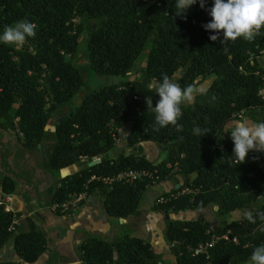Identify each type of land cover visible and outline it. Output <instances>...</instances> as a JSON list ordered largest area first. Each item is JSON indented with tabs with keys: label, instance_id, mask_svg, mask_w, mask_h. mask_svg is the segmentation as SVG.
<instances>
[{
	"label": "trees",
	"instance_id": "trees-1",
	"mask_svg": "<svg viewBox=\"0 0 264 264\" xmlns=\"http://www.w3.org/2000/svg\"><path fill=\"white\" fill-rule=\"evenodd\" d=\"M175 2L0 0V34L5 26L21 20L36 25V36L29 38L22 49L0 43V129L12 130L24 151L41 152L42 161L36 166L54 178L49 206L57 205L55 215L73 214L75 211H63L61 204L85 192L101 198L111 219L138 216L147 189L144 182L109 187L91 177L147 169L158 172L162 181L173 173L166 163L177 162L175 172L184 182L170 192L177 193L184 186L194 192L154 204L153 209L175 213L213 205L221 224L212 229L202 216L193 220L164 216L162 233L171 246L173 264H241L249 260L255 247L264 244V231L260 230L264 222L256 215L264 212V173L259 160L253 159L255 152L249 153L245 163L233 165L230 156L234 145L231 136L225 137L222 132L234 120L233 114L240 111L253 122L264 121V95L259 94L264 89V29L252 42L238 38L235 43L222 45L209 39L217 33L203 27L211 20L207 9L213 6V0H206L204 9L198 0L183 17H175ZM83 34L89 67L98 75L120 77V81L91 90L65 112L83 84L81 68L75 63ZM164 74L170 79L176 75L182 89H195L198 78L210 77L209 85L181 106V130L171 125L154 130L155 114L147 108V97L156 106L159 95L155 86L162 83ZM54 115L56 123L49 131L47 125ZM129 123L124 145L131 152L111 156L117 144L112 135L119 138ZM195 127L208 134L194 135ZM145 142L165 147V157L153 162L141 156V144ZM69 166H76L77 171L61 176L60 171ZM18 181L23 183L20 198L26 205L29 196L25 191H37L32 177L20 179L5 172L0 188L10 195ZM4 207L1 202L0 249L13 242L21 261L36 262L46 250L45 231L25 211H6ZM244 209L256 216L255 224L244 215L227 218ZM22 216L25 229L16 223ZM225 233L228 239L216 240L208 258L193 255L199 244ZM77 251L84 264H159L154 247L137 234L112 242L90 235Z\"/></svg>",
	"mask_w": 264,
	"mask_h": 264
},
{
	"label": "crops",
	"instance_id": "crops-1",
	"mask_svg": "<svg viewBox=\"0 0 264 264\" xmlns=\"http://www.w3.org/2000/svg\"><path fill=\"white\" fill-rule=\"evenodd\" d=\"M261 59L264 63V56ZM198 80L200 79H197V81ZM208 85L209 83L203 88H197V91L204 90ZM245 119H247L249 122H253V120L250 118ZM235 122L236 121L232 120L225 125L222 132L223 136H231L230 131L232 130ZM129 126L130 123L121 132L119 137L120 142L117 143L114 149L111 151V156H117L120 153L131 152V149L124 145V137L129 129ZM10 131L11 133L8 132V130L0 129V177L5 172L10 173L11 175L17 174L19 175L20 179H23L24 177H31L29 175L22 176L21 172L15 170L12 166L13 163L10 162V159L12 161H14V159H19L22 163L23 159L26 158L23 154L27 152L24 151L22 147H20V149H15L11 145L12 143L9 139L12 137L15 138V136L14 132L12 130ZM6 136L7 138H5ZM8 136L10 137L8 138ZM1 142L8 147L11 145L9 148L10 150L5 155L2 153L4 150L1 149ZM148 144L151 148H154L152 146L156 147V145L152 142H145L141 144L140 150H143L141 156L153 162H159L165 157L166 148H161L160 146V151L157 149V153L154 152V155L147 156L144 149L149 147ZM119 147H123V149L120 152H117L116 149ZM259 154H261L262 158L264 159V152ZM1 156L5 158L6 166H4V168ZM75 171H77L76 166H69L65 169H62L60 171V175H68L74 173ZM45 175L51 180V182L48 181V185L46 187L47 189L43 188L44 181L39 183L36 179H33V182L37 187L38 194L43 196L44 191H46L48 199H36L34 196L28 195V203L25 205L23 199L20 198L21 194L24 192L23 183L20 181L16 182L14 191L10 195L4 194L0 188V201L6 204L8 210L13 212L25 211L26 216L30 217L37 226L41 227L45 231L47 235V246L45 252L36 262L25 263L21 261L15 253L13 242H10L0 249V262L14 261L20 262L21 264H84L78 259L77 247L90 235H96L108 242H112L116 238L124 235L137 234L140 236H145L146 240L149 241V243L154 247L159 264H173L175 259L171 254V246L164 240L162 233V218L164 216L166 218L177 220H193L197 219L199 216H202L203 220L210 223L212 229L219 228L221 224V219L217 215V212H209L208 206L199 210L179 211L185 213L184 217L180 219L175 218L176 212L161 213L153 209L157 196L162 193L169 192L174 188H178L183 184L184 178L178 172L173 173L165 180H160L156 183L162 184L163 190L154 196L153 204L150 207L151 209L149 208L150 210L145 213L140 208V214L138 216H130L128 218L119 220L110 218V216L104 210L101 198L97 195L87 196V198L84 199V203L71 215H55L49 206L50 192L52 191V188L55 184L54 178L48 174ZM154 185H150L146 188L149 189ZM30 192L34 194V191ZM227 218H233V213L229 214ZM46 221L49 223L45 224L44 222ZM16 223L24 229L27 226L24 216L20 217Z\"/></svg>",
	"mask_w": 264,
	"mask_h": 264
},
{
	"label": "clouds",
	"instance_id": "clouds-1",
	"mask_svg": "<svg viewBox=\"0 0 264 264\" xmlns=\"http://www.w3.org/2000/svg\"><path fill=\"white\" fill-rule=\"evenodd\" d=\"M197 2L198 0H176L175 17H183V14ZM199 4L204 9L206 0H199ZM207 11L211 20L203 27L205 30L217 33L211 35L209 39L214 42L220 41L222 45L235 43L238 38L252 42L264 29V0H213V6ZM221 33L222 39H220ZM35 36V23L21 20L14 25L5 26L0 34V43L20 50L27 44L29 38ZM155 92L159 95L155 107L152 106V98H146L148 110L155 114L154 130L159 131L160 128L170 125L181 130V126L178 125V120L182 116L181 106L187 105L192 100L191 86L182 89L178 83L164 74L162 83H157L155 86ZM230 133L234 145L233 155L230 156L233 165L245 163L250 152H264V121L249 122L247 119L237 121ZM193 134L203 137L208 133L207 130L195 127ZM256 215L264 222V212ZM244 216L250 223H256V216L252 211L245 212ZM260 230L264 231V224ZM247 264H264V244L254 248Z\"/></svg>",
	"mask_w": 264,
	"mask_h": 264
},
{
	"label": "rangeland",
	"instance_id": "rangeland-1",
	"mask_svg": "<svg viewBox=\"0 0 264 264\" xmlns=\"http://www.w3.org/2000/svg\"><path fill=\"white\" fill-rule=\"evenodd\" d=\"M194 5L191 6L186 12H191L193 9ZM78 47H77V58H76V65L79 66L81 68V73H82V78H83V84L81 86V88L79 89V92L73 96V98L71 99V101L69 102L68 106L65 108V112L72 109L74 106H76L77 104H79L82 100V97L90 92L91 90H94L102 85L105 84H113V83H117L120 81V77H112V76H102V75H98L95 73L94 69L89 67L88 63H89V59L87 58V53H86V35H81L79 37L78 40ZM139 66H143L142 64H138ZM176 75L171 79L173 82H176ZM200 80L196 81V87H195V91L191 93V95L193 96V94L197 91V88H203L206 84L209 83V79L205 78V79H201L198 78ZM56 119H57V115H54L50 120L49 123L47 125V129L49 131L54 129L55 123H56ZM249 119V118H248ZM251 119V118H250ZM234 121H238V120H234ZM8 132L11 133L10 130H8ZM9 135V134H8ZM10 136H8L9 138ZM7 138V136L5 137ZM122 139V138H121ZM11 141V145L15 148V149H20V147H22L20 141L18 142V140H15L14 137L9 139ZM120 142V138L118 140V143ZM9 147L5 144H3L1 142V149L4 150V155L10 150V146ZM147 145V144H146ZM156 145V144H155ZM149 146V144H148ZM150 147V146H149ZM146 147L144 149L145 153L147 156H151L154 155V152H158V150L160 151V148L158 145L152 146L154 148H149ZM123 149V147H119L116 149L117 152H120ZM158 149V150H157ZM143 152V150L141 151V153ZM160 153V152H159ZM26 158L23 159V162L21 163V161L19 159L12 161L10 159V162L13 163V167L15 170L20 171L21 175H29L31 176L33 179H36L37 182L41 183L43 182L44 189H47V185H48V181L51 182L50 178H48V176H46L45 174L42 173V170L40 168H38L36 165L37 163L42 161V154L40 151L37 150H31V151H27L25 154H23ZM5 160V159H4ZM16 162V163H15ZM3 164H6L5 161H2ZM1 163V164H2ZM11 166V167H12ZM173 173H177L175 171H172ZM172 173V174H173ZM161 190H163V186L162 184H156L154 186H152L149 189H146L145 192L143 193V197H142V201L140 204V208L143 212H147L148 210H150L152 204H153V200H154V196L156 194H158ZM50 192V191H49ZM48 192V193H49ZM26 194L30 195V196H34L36 199H48V196L46 194V191H44L43 196H41L40 194H38V190L34 192V194H32L30 191H25ZM51 193V192H50ZM46 194V195H45ZM33 197V198H34ZM150 208V209H149ZM216 206L213 205H209L208 206V211H214L216 213ZM53 211V210H52ZM246 212V210H237L235 212H233V218H238L242 215H244V213ZM162 213V212H161ZM163 215V214H162ZM185 215V213L183 212H176L175 213V218H183ZM45 224L49 223L48 221L44 222ZM248 261L241 263V264H247Z\"/></svg>",
	"mask_w": 264,
	"mask_h": 264
},
{
	"label": "built area",
	"instance_id": "built-area-1",
	"mask_svg": "<svg viewBox=\"0 0 264 264\" xmlns=\"http://www.w3.org/2000/svg\"><path fill=\"white\" fill-rule=\"evenodd\" d=\"M73 22H77L78 19L72 20ZM264 47V46H263ZM263 56H264V49H263ZM250 63L252 64V54H250ZM260 95H264V89L259 90ZM137 98V97H135ZM247 118V114L244 111L237 112L233 114V119L241 121L243 119ZM116 143H118L119 138H117L114 134L112 135ZM255 156L260 162L261 171L264 173V159L262 157H258V154L255 153ZM166 168H172V171H176L178 169V163L175 162L173 164L166 163ZM92 179H96L98 181H101L102 183L106 184L109 187H113L116 184H122V185H136L139 182H144L145 187H148L150 185H154L157 182L161 180V175L156 171H150L147 169H127L124 171H121L117 174H114L112 176L107 177H96L92 176ZM194 192V190L190 186H184L181 188V190L177 193L168 192L167 195H159L155 199V204H165L173 199H176L179 196L186 195L189 193ZM87 198V195L85 192L79 193L76 195H73L69 200L65 201L63 204H61V209L63 211H75L79 207V202L81 200H84ZM2 201H0L1 203ZM57 205H54L51 207V209L54 211ZM4 209L6 211H9L8 208L5 207ZM218 239H228V235L225 233L221 236H215L213 235L211 237V240L206 243L199 244L194 250L193 255H204L206 258L209 256V248H211L214 244V242ZM233 241H236V238L232 239Z\"/></svg>",
	"mask_w": 264,
	"mask_h": 264
},
{
	"label": "water",
	"instance_id": "water-1",
	"mask_svg": "<svg viewBox=\"0 0 264 264\" xmlns=\"http://www.w3.org/2000/svg\"><path fill=\"white\" fill-rule=\"evenodd\" d=\"M192 91L194 92L195 91V89H192ZM94 162H91L90 164H93Z\"/></svg>",
	"mask_w": 264,
	"mask_h": 264
}]
</instances>
